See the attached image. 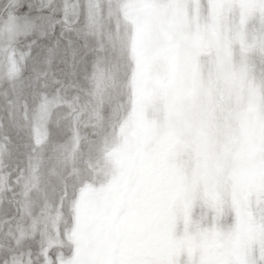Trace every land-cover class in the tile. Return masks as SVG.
<instances>
[{
    "label": "snow or ice",
    "instance_id": "6c2138e0",
    "mask_svg": "<svg viewBox=\"0 0 264 264\" xmlns=\"http://www.w3.org/2000/svg\"><path fill=\"white\" fill-rule=\"evenodd\" d=\"M0 264H264V0H0Z\"/></svg>",
    "mask_w": 264,
    "mask_h": 264
}]
</instances>
